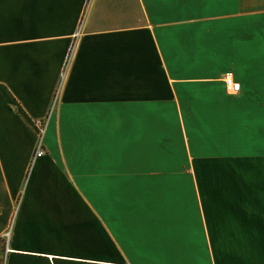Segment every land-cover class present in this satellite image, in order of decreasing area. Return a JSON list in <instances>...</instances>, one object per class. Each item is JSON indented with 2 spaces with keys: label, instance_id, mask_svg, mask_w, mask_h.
Segmentation results:
<instances>
[{
  "label": "crops",
  "instance_id": "1",
  "mask_svg": "<svg viewBox=\"0 0 264 264\" xmlns=\"http://www.w3.org/2000/svg\"><path fill=\"white\" fill-rule=\"evenodd\" d=\"M7 227L4 264H264V0H0Z\"/></svg>",
  "mask_w": 264,
  "mask_h": 264
},
{
  "label": "built area",
  "instance_id": "2",
  "mask_svg": "<svg viewBox=\"0 0 264 264\" xmlns=\"http://www.w3.org/2000/svg\"><path fill=\"white\" fill-rule=\"evenodd\" d=\"M68 57H69V54L67 55V57H65V59L63 61V64H62V67H61V71H60V75H59V82L57 83V86H56V88H55V90L53 92V95L51 97V100H50L49 111L53 108V106L55 104L58 87H59V84H60V80H61V78L64 75L66 64L68 62ZM222 81H223L225 89L227 91H229V92H235L239 88V83L237 81L233 80L232 77L230 75H228V74L224 75L222 77ZM43 120L38 119V120L34 121L35 127L37 129H39V130L37 131V135H36L35 145H34L33 154H32L33 156H38V155L42 154V152H43V147H42V143H41V135H42V130H43L44 123H45ZM8 237H9V227H7L0 234V240L2 242V251H1V254H0V264H4V261H5L6 251L8 250L7 249Z\"/></svg>",
  "mask_w": 264,
  "mask_h": 264
},
{
  "label": "rangeland",
  "instance_id": "3",
  "mask_svg": "<svg viewBox=\"0 0 264 264\" xmlns=\"http://www.w3.org/2000/svg\"><path fill=\"white\" fill-rule=\"evenodd\" d=\"M52 95H53V94H52ZM55 102H56V100H55ZM54 105H55V104H54ZM53 107H54V106H53ZM42 120H43V119H42ZM36 130L38 131L39 129L36 128Z\"/></svg>",
  "mask_w": 264,
  "mask_h": 264
},
{
  "label": "snow or ice",
  "instance_id": "4",
  "mask_svg": "<svg viewBox=\"0 0 264 264\" xmlns=\"http://www.w3.org/2000/svg\"><path fill=\"white\" fill-rule=\"evenodd\" d=\"M238 87V86H237Z\"/></svg>",
  "mask_w": 264,
  "mask_h": 264
}]
</instances>
